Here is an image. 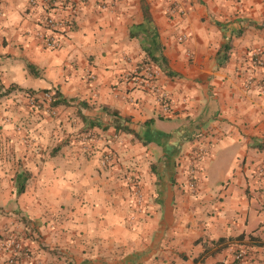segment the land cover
Wrapping results in <instances>:
<instances>
[{
	"label": "crops",
	"instance_id": "0c3cea01",
	"mask_svg": "<svg viewBox=\"0 0 264 264\" xmlns=\"http://www.w3.org/2000/svg\"><path fill=\"white\" fill-rule=\"evenodd\" d=\"M174 3L184 17L170 11ZM144 10L154 33L141 27ZM48 17L70 23L56 50L35 38ZM144 58L160 71L168 113L141 86L142 73L127 77ZM40 91L63 104L54 119L32 123L58 142L42 161L37 210L50 206L44 191L58 208L61 196L85 198L72 203L75 221L65 232L39 226L37 234L70 244L74 254L0 255V264H264V0H0L1 210L15 206L21 175L12 165L20 158L16 131L25 129L15 121L26 113L14 100ZM65 105L78 106L87 126L108 122L109 135L127 136L102 109L117 112L118 123L153 151L155 171L144 175L141 213L132 220L126 189L117 203L109 186L77 189L80 179L96 177L63 151L61 134L76 119ZM12 229L0 218V235Z\"/></svg>",
	"mask_w": 264,
	"mask_h": 264
},
{
	"label": "rangeland",
	"instance_id": "374dc122",
	"mask_svg": "<svg viewBox=\"0 0 264 264\" xmlns=\"http://www.w3.org/2000/svg\"><path fill=\"white\" fill-rule=\"evenodd\" d=\"M170 10L174 11L172 6H170ZM152 63L149 59L144 58L142 62L134 68L133 73L131 72L128 74V79L130 76L134 79L136 77L135 73L139 74L144 72ZM158 68L163 71L160 67ZM142 78H144V76L141 75V79ZM44 92L51 93L50 101L41 99H34V101L30 98ZM22 96H17L16 94L14 100V102L18 101L17 105L22 107V111L26 113V117L22 116L20 121H15L16 125H18L16 127H21L23 131L25 129L26 133L16 131L15 134L18 150H14V154L20 156V158L15 160L12 167L16 173H21L20 179L14 181L15 206L8 211L0 209V218L9 220L13 226L12 230L1 233L0 243H2L3 240L12 238L17 248H14V250H0V255H71L74 254V251L71 250L70 244L63 247L61 245L57 246L56 242H42L40 241L41 236L37 234V228L39 226H46L48 231L54 229L56 232H65L66 229L69 228V225L75 221V208H73L72 203H75L76 200L85 198L84 195H73L71 197L61 196L62 205L58 208L52 206L53 197L45 195L44 191L42 193V198L47 204H50V206H48L46 210H37V199L41 198L37 190H39V184L44 182L42 179L38 178V175L45 167L42 161L54 154L56 149L55 146L58 142L54 140V134L46 138L47 136H44V134L38 132V129L32 127V123L42 122L44 119L52 120L59 115V107L55 104L58 100H54V93L50 91H40L35 94L26 92L25 96ZM163 98V103L169 106V111L170 102L164 94ZM68 108H71V116L76 119H74V124L71 123L70 129L67 127L63 130V134H61V142L66 145V148L63 147V151L66 152L65 154L68 157L71 156L76 159L77 164L74 166L85 176L92 175V178L96 177V179H80L77 181V189L83 190L90 186L93 188L109 186L112 194L110 196L112 203H117L119 201V191L126 189L129 220H132L135 214L138 215L141 213V211L138 212V210L143 201V195L141 194L143 191L142 181L144 175L147 173H154L155 171L156 166H154L155 164L150 159L153 155V151H150L148 146H142L138 143L134 135L126 136L121 134L115 137L109 135L107 129L111 123L102 122L105 128L98 127L94 129L91 126L92 124H90L91 127L87 126L85 122L82 121V117L84 116H78L77 112L79 111L80 113L78 106L76 108L75 106L65 105V107L60 109L66 111ZM22 111L19 114H22ZM68 118H71L70 115ZM73 125L75 126L72 127ZM125 148L126 152L122 153ZM3 150L4 152L2 153H6V149ZM124 154L127 155V161L123 159ZM22 156L24 157L22 158ZM138 157L141 159L139 160L140 163H133V160L136 158L138 159ZM202 157L203 153L194 160H200ZM191 164L192 165L188 166L187 169L190 175L191 171L195 170L193 168V163ZM10 166L11 165L8 164V167ZM71 166V164L64 165V167L68 169L72 168ZM64 182L73 183L74 181L65 180ZM63 192L65 193L66 190H63ZM63 192L58 191V193ZM29 193L31 194L29 195ZM23 203L26 204V209L27 207H30V209L23 210ZM46 207L47 206H45V208ZM143 214L144 216L148 215L146 212Z\"/></svg>",
	"mask_w": 264,
	"mask_h": 264
},
{
	"label": "built area",
	"instance_id": "2783aa9c",
	"mask_svg": "<svg viewBox=\"0 0 264 264\" xmlns=\"http://www.w3.org/2000/svg\"><path fill=\"white\" fill-rule=\"evenodd\" d=\"M174 9L170 10L175 12L179 18H182L185 16V11L180 8V6L177 3H174L171 5ZM70 26V23L65 18H56V17H48L44 20L43 23V31L42 32H36L35 38L39 41L43 49L46 50H56L60 47V41L62 37L64 36L65 32L68 31ZM187 35L181 34L178 36L177 40L178 42L182 43L187 40ZM160 75V71L155 68V66L151 65L148 67L144 72H142V78L143 82L141 83V86L144 88V90H147L154 94L157 97V100L159 101L163 112L168 113L169 106L167 104L163 103V94L161 91H159V88L156 84L157 78ZM32 100H51V93L44 92L41 94H36L33 97H30ZM34 100V101H35ZM14 248H17L15 245V241L12 238H8L6 240H3L2 243H0V250H14Z\"/></svg>",
	"mask_w": 264,
	"mask_h": 264
},
{
	"label": "trees",
	"instance_id": "16d2710c",
	"mask_svg": "<svg viewBox=\"0 0 264 264\" xmlns=\"http://www.w3.org/2000/svg\"><path fill=\"white\" fill-rule=\"evenodd\" d=\"M143 16H144V23L141 25V27L143 28V29H145V30H150L151 28H152V22H151V20H150V17H149V14H148V12H147V10H144L143 11ZM151 31H152V33H154V29L152 30L151 29ZM224 50H227V47H225L224 48ZM147 54H148V56H149V58L150 59H153L154 61H160V62H158L159 63V65L161 66V64H163L164 63V58L163 57H154V53L152 52H147ZM29 67V66H28ZM170 74V73H169ZM57 98H59V95L57 94V93H54V100H58ZM56 105H61V104H63V102L62 101H56V103H55ZM107 115H110V116H113L114 118H116V119H114L115 121H114V125H113V127H114V129H115V131L116 132H120V133H124V134H127V135H134L136 138H138L139 140H141L142 138L141 137H138L137 135H136V133H134L132 130H130L129 128H127V127H124V126H122L120 123H118V121H117V119H119V118H121L120 116H119V114L117 113V112H115V111H110L109 109H107V108H103L102 109ZM124 121H128V119L127 118H125L124 119Z\"/></svg>",
	"mask_w": 264,
	"mask_h": 264
}]
</instances>
